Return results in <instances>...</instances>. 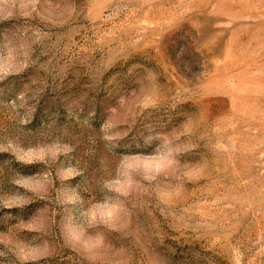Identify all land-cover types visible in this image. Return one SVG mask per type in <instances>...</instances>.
<instances>
[{
    "label": "rangeland",
    "instance_id": "374dc122",
    "mask_svg": "<svg viewBox=\"0 0 264 264\" xmlns=\"http://www.w3.org/2000/svg\"><path fill=\"white\" fill-rule=\"evenodd\" d=\"M0 264H264V0H0Z\"/></svg>",
    "mask_w": 264,
    "mask_h": 264
}]
</instances>
